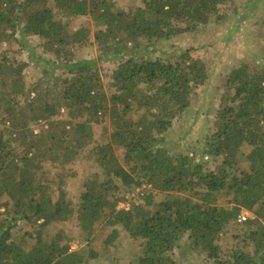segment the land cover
Instances as JSON below:
<instances>
[{"label":"trees","instance_id":"1","mask_svg":"<svg viewBox=\"0 0 264 264\" xmlns=\"http://www.w3.org/2000/svg\"><path fill=\"white\" fill-rule=\"evenodd\" d=\"M232 1L142 0L124 11L114 0H0V49L6 41L39 36L50 61L68 74L29 84L28 62L0 60V264H88L94 252L73 250L65 230L42 231L69 218L84 239L102 221L122 226L142 241L133 264H177L173 251L186 235L190 250L215 264H264V61L230 70L213 133L190 156L172 152L167 134L196 89L209 81V66L192 48L178 57L153 55L157 43L208 25ZM88 15L102 59L116 63L109 88L96 58L76 59L91 30L71 29L70 21ZM62 108L67 116L58 120ZM106 116L111 140L93 145L94 124ZM42 121L47 127L36 131L32 123ZM82 157L100 171L82 181L76 204L64 188L70 175L62 169ZM219 157L222 162L210 168ZM46 162L58 166L57 178L47 175ZM144 184L151 189L142 200L130 203L118 195ZM154 191L166 197L157 201ZM225 195L231 198L223 202ZM121 199L128 207L119 208ZM242 210L253 213L246 220L249 230L223 254L218 240ZM22 220L40 224L32 245L13 233ZM118 234L115 228L109 242Z\"/></svg>","mask_w":264,"mask_h":264},{"label":"rangeland","instance_id":"2","mask_svg":"<svg viewBox=\"0 0 264 264\" xmlns=\"http://www.w3.org/2000/svg\"><path fill=\"white\" fill-rule=\"evenodd\" d=\"M114 2L116 9L124 11L142 5V0H114ZM51 4H54V0H51ZM83 25L90 26V41L85 47L76 51V59L96 58L105 86L109 88L110 74L116 67V63L109 58L102 59L103 57H101L95 42L94 23L89 15L75 17L70 21L71 29ZM44 41L43 38L34 35L27 36L21 41H6L0 49V60L9 59L13 56L18 60L28 62L25 74L29 84L38 81H42L44 84L47 77L55 82L60 77L68 76L64 68L50 61L53 60V57L44 51L42 45ZM155 48L157 50L153 55H161L163 58L178 57L182 50L192 48V54L202 57L209 66L211 74L209 81L196 89L191 106L175 118L173 126L167 134L166 145L172 152L177 154L188 153L193 156L192 150L202 148V144H205L208 136L213 133L224 80L230 70L244 61L255 62L256 64L264 61V0H234L229 4H224L208 25L201 24L171 40L157 43ZM59 89L60 87H56L54 90ZM66 116L67 109L62 108L56 119L60 120ZM32 127L39 131L47 126L42 121L32 123ZM111 131L112 124L109 116H106L101 122L94 124L92 144L110 141ZM244 150L248 152L250 148L245 146ZM117 152L122 164L127 167L122 158V150L118 149ZM221 162L222 157H219L215 163L212 162L210 168L214 169ZM44 169L48 171V176L56 177L54 176L58 170L56 164L46 162ZM62 171L70 175L64 183L68 197L78 204L82 191V181L93 176L95 172H99L100 166L95 161L82 157L64 166ZM117 182L120 183L119 180ZM56 186L57 183L53 182L52 188L57 189ZM148 189L151 187L144 184L130 192L123 190L118 195L130 198L131 203L135 199L142 200L149 191ZM154 193L157 201L166 197V194L156 191ZM230 198L231 195H225L221 201L224 202ZM128 204L129 202L121 199L119 208ZM238 219L239 217L229 223L218 240L223 254H228L239 246L241 239L245 236L243 232L249 230L246 220L239 222ZM36 224L40 226L39 223ZM38 226H33L30 221L22 220L15 225L13 233L19 238H26L28 243L32 245L35 242ZM115 228L119 234L111 243L108 238ZM60 229L65 230L72 237L69 242L73 250H83L85 255H88L89 251L94 252L95 257L91 260L88 259V264H133L141 253L142 241L131 237L128 231L120 225L114 226L102 221L96 226L91 239H84L75 218H69L68 221L53 222L42 231L55 233ZM188 243L189 239L186 235L174 249L173 255L177 264H215L205 254L190 250Z\"/></svg>","mask_w":264,"mask_h":264},{"label":"built area","instance_id":"3","mask_svg":"<svg viewBox=\"0 0 264 264\" xmlns=\"http://www.w3.org/2000/svg\"><path fill=\"white\" fill-rule=\"evenodd\" d=\"M129 205V204H128ZM128 205L127 206H124V207H128ZM252 216V214L250 213V211H248V210H243L241 213H240V215H239V222H243V221H245V220H247L249 217H251ZM263 225H264V220H263Z\"/></svg>","mask_w":264,"mask_h":264}]
</instances>
